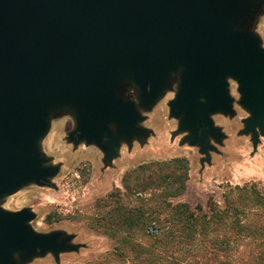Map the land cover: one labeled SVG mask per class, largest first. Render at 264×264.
I'll list each match as a JSON object with an SVG mask.
<instances>
[{
    "label": "water",
    "instance_id": "1",
    "mask_svg": "<svg viewBox=\"0 0 264 264\" xmlns=\"http://www.w3.org/2000/svg\"><path fill=\"white\" fill-rule=\"evenodd\" d=\"M264 0H0V198L35 182L50 185L40 141L52 113L71 109L77 127L69 140L97 144L112 159L120 137L144 135L134 101L117 93L132 80L141 104L156 103L180 74L171 115L188 140L212 148L224 133L211 117L234 114L229 79L251 115L243 133L254 146L264 136V46L247 27ZM111 125L116 126L114 131ZM28 207H0V264L38 252L72 251L70 237L38 233Z\"/></svg>",
    "mask_w": 264,
    "mask_h": 264
},
{
    "label": "rangeland",
    "instance_id": "2",
    "mask_svg": "<svg viewBox=\"0 0 264 264\" xmlns=\"http://www.w3.org/2000/svg\"><path fill=\"white\" fill-rule=\"evenodd\" d=\"M247 27L260 37L264 46V4L253 11ZM235 81L229 79L234 114L211 115L224 136L221 141L210 136L213 146L209 154L202 152L200 143L192 144L187 139L191 132L181 131V118L171 115L169 103L178 93L179 73L172 76L164 93L149 107L141 104V92L132 80L119 79L117 93L134 101L144 117L137 126L145 133L130 139L121 136L112 159L106 158L95 143L69 140L70 132L77 127L73 110L52 113L40 149L48 165L59 166L58 173L50 178V185L31 182L5 195L0 198V207L8 211L30 208L36 215L29 222L34 231L58 232L60 238L70 237L69 243L77 248L60 252L58 258L52 251L38 252L25 262L17 256V263L121 262L122 257L115 249L120 237L106 232L104 219L120 203L137 204L133 188L138 182L146 185L147 197L161 199L169 187H180L178 176H186L185 189L178 196L168 195V199L205 208L210 199L223 205L230 186L257 183L264 189V136L255 147L253 135L242 132L243 119L251 112L239 103L241 94ZM111 127L116 131L115 125Z\"/></svg>",
    "mask_w": 264,
    "mask_h": 264
},
{
    "label": "trees",
    "instance_id": "3",
    "mask_svg": "<svg viewBox=\"0 0 264 264\" xmlns=\"http://www.w3.org/2000/svg\"><path fill=\"white\" fill-rule=\"evenodd\" d=\"M169 187L161 199L135 187V205L120 203L105 218L121 262L105 264H264V189L257 183L230 186L224 204L210 199L207 208L173 202L185 189ZM173 186V185H170ZM116 212V213H113Z\"/></svg>",
    "mask_w": 264,
    "mask_h": 264
},
{
    "label": "flooded vegetation",
    "instance_id": "4",
    "mask_svg": "<svg viewBox=\"0 0 264 264\" xmlns=\"http://www.w3.org/2000/svg\"><path fill=\"white\" fill-rule=\"evenodd\" d=\"M236 82V81H235ZM231 85V82H229V86ZM238 88V87H237Z\"/></svg>",
    "mask_w": 264,
    "mask_h": 264
}]
</instances>
